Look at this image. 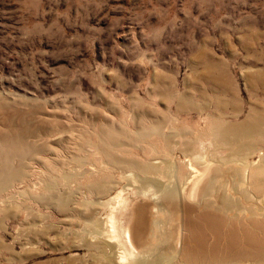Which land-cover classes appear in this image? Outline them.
<instances>
[{
	"label": "rangeland",
	"instance_id": "374dc122",
	"mask_svg": "<svg viewBox=\"0 0 264 264\" xmlns=\"http://www.w3.org/2000/svg\"><path fill=\"white\" fill-rule=\"evenodd\" d=\"M184 96L196 108L177 112ZM251 107L264 111V0H0V149L32 151L0 190V264H114L107 202L147 175L102 151L170 161L155 133L138 137L164 111L202 152L210 115Z\"/></svg>",
	"mask_w": 264,
	"mask_h": 264
},
{
	"label": "bare ground",
	"instance_id": "6f19581e",
	"mask_svg": "<svg viewBox=\"0 0 264 264\" xmlns=\"http://www.w3.org/2000/svg\"><path fill=\"white\" fill-rule=\"evenodd\" d=\"M187 99L178 100L177 112L196 108ZM165 113L138 130V137L155 133L173 154L170 161L146 164L102 151L114 166L147 175L138 187L137 176L127 174L130 182L107 202L110 212L100 236L105 249L111 250L105 252L108 260L114 264H264V111L251 107L245 120L228 121L222 116L220 123L210 115L202 152L190 145L191 135L185 141L187 132L182 128L169 130ZM176 135L181 145L173 149L170 143ZM218 145L224 157L213 155ZM2 151L0 190L26 173L24 166L13 167V156L23 160L32 152L24 146ZM175 151L184 157L185 168L178 169ZM228 168H235V174ZM105 183L98 181L96 187L102 191ZM144 215L138 226V218Z\"/></svg>",
	"mask_w": 264,
	"mask_h": 264
}]
</instances>
